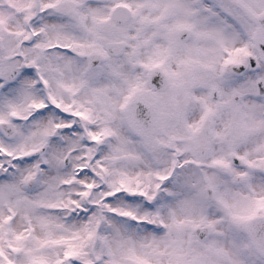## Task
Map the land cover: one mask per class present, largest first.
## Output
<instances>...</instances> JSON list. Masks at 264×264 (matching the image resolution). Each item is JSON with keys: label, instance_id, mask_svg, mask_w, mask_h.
<instances>
[{"label": "snow or ice", "instance_id": "snow-or-ice-1", "mask_svg": "<svg viewBox=\"0 0 264 264\" xmlns=\"http://www.w3.org/2000/svg\"><path fill=\"white\" fill-rule=\"evenodd\" d=\"M0 264H264V0H0Z\"/></svg>", "mask_w": 264, "mask_h": 264}]
</instances>
